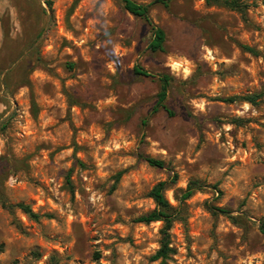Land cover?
Returning <instances> with one entry per match:
<instances>
[{"label": "rangeland", "instance_id": "374dc122", "mask_svg": "<svg viewBox=\"0 0 264 264\" xmlns=\"http://www.w3.org/2000/svg\"><path fill=\"white\" fill-rule=\"evenodd\" d=\"M241 1L152 3V52L120 0H0V264H264V0ZM161 180L164 261L163 221L136 220Z\"/></svg>", "mask_w": 264, "mask_h": 264}, {"label": "trees", "instance_id": "16d2710c", "mask_svg": "<svg viewBox=\"0 0 264 264\" xmlns=\"http://www.w3.org/2000/svg\"><path fill=\"white\" fill-rule=\"evenodd\" d=\"M120 1L122 3L123 8L127 12H129L135 17L142 18L150 26L151 38L148 42L147 48L152 52L163 51L164 43L166 40V33L161 26L155 24L151 20L149 16V8L150 5L155 2H162L163 4L167 5V0H154L151 3H147V4L139 3L135 0H120ZM205 1L208 5H212V4L220 5L229 8L231 10L238 11L243 16L245 15L246 10L248 8V4L241 0H205ZM242 47L249 51L252 50L250 47L246 45H243ZM133 70L138 75H142L146 77L155 76L151 72H149L148 70L144 69L139 65L134 66ZM157 78L159 80V90L156 95L157 101H156L155 109L157 110L158 107H161L164 110H166L168 114L173 115L174 111L170 109L165 103L173 77L168 73H160L157 74ZM258 96L260 95L259 94L246 95L243 97V99L253 103L255 102V99ZM234 99L235 97H229L221 100L232 101ZM145 160L151 165H156L159 167H162L164 165V162L162 160L155 159L153 157L146 156ZM175 177L176 175H174L173 180L175 179ZM167 185L168 183L166 181L161 180L152 186V188L148 192V196L153 199L155 203V207L152 210L136 218L138 222H143V223H149L151 221H157V220L163 221V226L160 229V232L162 233L160 245L152 256V259L154 260L160 259L161 261H164L169 256V253L172 251V248L169 246L170 241H169L168 229L171 227V223L175 218L174 209L164 194ZM196 186H197L196 181H191L189 184H187L181 198L182 199L188 198L193 193ZM3 205L9 210H12L14 207H18L31 218H38L39 216L37 213L33 212L28 205L23 203L9 204L4 202ZM219 210L227 213V211L224 209H219ZM262 226H264V222L262 223Z\"/></svg>", "mask_w": 264, "mask_h": 264}]
</instances>
